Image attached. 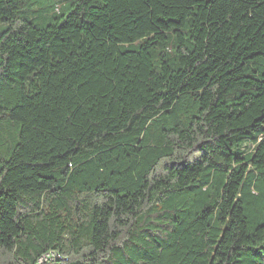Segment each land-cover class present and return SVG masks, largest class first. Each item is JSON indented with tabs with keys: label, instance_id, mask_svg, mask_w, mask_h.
Returning <instances> with one entry per match:
<instances>
[{
	"label": "trees",
	"instance_id": "obj_1",
	"mask_svg": "<svg viewBox=\"0 0 264 264\" xmlns=\"http://www.w3.org/2000/svg\"><path fill=\"white\" fill-rule=\"evenodd\" d=\"M264 264V0H0V264Z\"/></svg>",
	"mask_w": 264,
	"mask_h": 264
},
{
	"label": "built area",
	"instance_id": "obj_2",
	"mask_svg": "<svg viewBox=\"0 0 264 264\" xmlns=\"http://www.w3.org/2000/svg\"><path fill=\"white\" fill-rule=\"evenodd\" d=\"M59 258V255L55 253H46L38 259L39 264H53L55 260Z\"/></svg>",
	"mask_w": 264,
	"mask_h": 264
}]
</instances>
